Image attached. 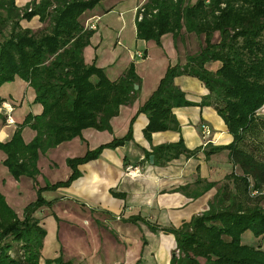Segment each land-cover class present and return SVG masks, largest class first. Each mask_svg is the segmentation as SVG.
<instances>
[{"label": "trees", "instance_id": "trees-1", "mask_svg": "<svg viewBox=\"0 0 264 264\" xmlns=\"http://www.w3.org/2000/svg\"><path fill=\"white\" fill-rule=\"evenodd\" d=\"M100 1L29 0L17 6L15 0H0V86L20 78L33 89V102L41 106L40 113L26 114L11 137L0 142L2 164L10 176L30 178L36 190L35 200L23 207L21 217L0 192V264H39L45 229L33 214L53 203L41 192L68 186L79 177V165L132 139L134 116L123 136L67 158L70 174L65 180L36 183L39 154L81 138L88 128L110 132L111 118L137 97L140 79L132 63L110 80L103 69L83 59L92 29L81 24L80 16ZM143 8L141 19L135 20L137 39L160 45L161 35L170 33L176 41L183 30L192 33L198 44L184 63L167 66L157 87L137 108L135 113L147 119L143 137L150 141L154 132H179L172 109L191 105L213 107L232 137L227 145L203 149H188L180 138L145 151V160L153 155V164L165 165L180 155L195 157L202 150L208 157L225 149L231 170L219 182L196 178L203 191L215 186V193L206 210L178 226L150 224L138 217L127 220L141 219L151 231L173 236L170 264H264V117L256 113L264 104V0H146ZM33 18L36 27L21 25ZM209 62L219 65L208 69ZM180 75L202 83L207 93L200 101L185 98L174 83ZM24 126L34 131L27 143L21 137ZM246 232L255 242H242ZM44 264L71 262L58 257Z\"/></svg>", "mask_w": 264, "mask_h": 264}, {"label": "crops", "instance_id": "crops-1", "mask_svg": "<svg viewBox=\"0 0 264 264\" xmlns=\"http://www.w3.org/2000/svg\"><path fill=\"white\" fill-rule=\"evenodd\" d=\"M29 0H15L17 6H22ZM139 0H101L94 8L83 12L80 22L83 26L92 23L95 28L89 38V44L83 49V59L86 63L94 62L97 67L103 69L105 75L110 79H116L123 70L132 63L135 73L140 79L139 91L136 99L131 105L122 106L119 113L110 120L111 131H97L91 128L81 132V138L62 142L48 149L44 154H39L37 165L39 175L36 177L38 186H43L44 173L42 167L47 171L61 168L60 180H65L70 169L66 165L67 158L83 155L86 150L94 149L100 144L107 143L115 137L123 136L128 129L130 119L134 116L132 123V139L124 141L115 148H105L99 156L93 160L78 166L79 177L66 187H58L55 190H44L54 196L49 201L59 198L53 203V208H39L34 212L35 218L40 222V217L48 213H56L59 204L65 201L79 206L78 211L89 212L96 221L87 223L82 229L75 233L80 241L92 237L102 239L99 236L107 233L110 241L104 245L106 250L99 260L109 251L117 253L113 263L134 264L136 253L131 261L126 257L132 251L129 241L125 235L132 232V228L138 230V224L147 221L159 226H178L183 221H188L191 216L200 214L207 209V203L215 193V186L203 191V183H195L196 178L207 182H219L223 176L231 170L227 159V150L210 154L205 157L200 150L195 157L186 158L183 155L170 160L165 165H155L145 160V151L159 144L176 142L180 138L188 149L195 147L205 148L206 145L224 146L231 140L221 117L211 106H183L173 108L172 111L179 123V132L173 130L158 131L151 134L150 141L142 135V129L147 119L142 113H135L137 108L149 97L157 87L160 78L169 65L184 63L186 54L194 53L196 37L192 33L182 32V38L176 41L170 33L161 35L160 45L153 40H139L135 37L134 7ZM196 0H190L193 3ZM21 25L36 27V18L30 21H22ZM143 55L137 57V52ZM219 62H209L208 69H216ZM174 83L184 92L185 98L191 102L201 100L207 91L202 83L195 77L180 75L174 78ZM0 97L13 105L11 118L12 124H7L0 111V142L7 141L15 127L22 122L28 113L38 114L41 106L33 102L34 91L27 82L15 77L13 81L0 86ZM264 117V104L257 110ZM207 125L210 135L205 139L202 137L200 125ZM34 135L29 127L21 129V137L25 143L29 142ZM4 154L0 150V192L5 197L8 205L21 217L23 207L33 201L35 196H29V202H22L21 195L27 194V190L35 192L32 180L20 177L14 180L2 164ZM59 163H58V162ZM58 164L60 166H58ZM128 168V169H127ZM43 183V184H42ZM49 183V182H48ZM183 188V190H180ZM25 190V192L23 191ZM112 192L121 193L123 197H115ZM197 193V195H193ZM43 196V195H42ZM45 199V197H44ZM48 200V199H45ZM47 207V206H46ZM16 209L20 210L17 212ZM46 210V211H45ZM100 216L99 218L96 216ZM128 217L141 218L136 222L128 221ZM99 219L101 224L97 222ZM90 220V217H89ZM86 221V220H85ZM121 224H115L116 222ZM43 223V221H41ZM41 226H43L41 224ZM145 231V243L142 247V263L146 264H170L171 252L175 248V242L171 234L161 231L154 233L147 227L141 225ZM146 228V229H143ZM44 228V226H43ZM47 229H45V233ZM112 232L113 235L108 233ZM64 234H56L55 240L63 249L62 257L71 264H86L84 259L92 257L97 248L88 249L80 242L75 245L69 253H65L63 240L68 236V228L63 229ZM47 235V234H45ZM252 244L255 238L251 237ZM44 236L42 244L46 241ZM110 243L113 247H111ZM64 245V246H63ZM142 246L140 241V247ZM144 249V251H143ZM264 249V245H262ZM148 252V254L145 253ZM41 253V252H40ZM119 253V254H118ZM118 259H123L121 262ZM141 263V264H142ZM39 264H43L41 257Z\"/></svg>", "mask_w": 264, "mask_h": 264}, {"label": "rangeland", "instance_id": "rangeland-1", "mask_svg": "<svg viewBox=\"0 0 264 264\" xmlns=\"http://www.w3.org/2000/svg\"><path fill=\"white\" fill-rule=\"evenodd\" d=\"M193 43H194V49L193 50H195L198 47V44L197 43L195 44V42H191L190 45H192ZM12 112H13V110H12ZM58 166H60V165L58 164ZM42 171L45 175L42 182L51 183V182H54L56 180H60V177L62 176V171H61L60 167L56 168L55 170H49V171H47L44 167H42ZM31 185L33 187H35L33 182ZM23 191L25 192V190H23ZM33 195L36 198V190H35V192H32L31 190H27V194L24 193L23 195L20 196L21 201L22 202H29L28 197L33 196ZM42 195H43V197H45V199H48V200L54 196L52 193H48V192H45ZM58 200H59V198H55L51 201L55 204V202ZM53 203L51 206H49V207L43 206V208L51 209V207L53 206ZM80 205L79 206L82 208L83 205L82 204H80ZM79 206L78 205L74 206L72 202L65 201L64 203L58 205V208L56 209L55 214L54 213H51V214L48 213L47 216L40 217L39 224L40 225L42 224L44 226V229H47V232L45 233V234H47V235H45V236H47V238L41 247V260H42L43 264L45 263V260H53V259L58 258V257H61L63 259V257H62V254H64L63 249L57 243L55 238H56V234H58V233L64 234L63 229L65 228V226H67V228H68V236H69L63 240V243L66 245L65 249H64L65 253H69V251H71L72 248L75 245H77L78 243L81 242L83 244L84 242H86L83 245L84 247H86L88 249H93L95 247L97 248V252L95 253L94 256H92V257L88 256L86 259H84L86 264H115L112 261H113V259L116 258L115 255L117 256V253H114V251L113 252L109 251L110 249H107L108 252L105 253L103 260H99L103 256L104 251L106 250V246L104 244L107 241H110V238H108L107 233L101 234L99 236L100 238H102L100 241H99V239L92 237V240H90V238H87L83 242V241H80L79 238L77 237L76 233L74 232L75 229L80 231V229H82V227L85 226L87 223L92 224L93 222H96L92 218V216L90 215V213L88 211L84 212V213L78 211ZM83 209H87V207L83 206ZM37 210H39V208L36 209L35 212ZM16 211L20 212V210H18V209H16ZM34 217H35V215H34ZM89 217H90V220H89ZM96 217L99 218L100 216L97 215ZM41 221H43V223ZM97 222L99 224H101L100 223L101 221L99 219H97ZM117 223L121 224V222H118V221L115 224H117ZM141 225H144L145 227H147V225H145L144 222H142V223L138 224V228H137L138 230L135 231V229L132 228L130 230L132 233L129 235H125V239L129 241L130 250L132 251V253L126 257V260L128 259L129 261H131V259L133 258V255L136 253L137 259L134 262V264L138 260H139L138 264L142 263V259H141L142 252H141V250H142V247H144L146 245V243L142 242L143 239L144 240L146 239L145 238L146 236H145V231L140 229V228H142ZM143 229H146V228L143 227ZM148 230L151 231L149 228H148ZM152 232L157 233V231H152ZM108 234L113 235L112 232H110ZM251 237H252L251 234L249 232H246L245 236H244V240L246 242L252 243ZM140 241L142 244L141 247H140ZM110 245H111V247H113L111 243H110ZM143 251H144V249H143ZM145 253L148 254L147 251H145ZM63 260H65V259H63ZM118 260H120L121 262L123 261V259H118ZM65 261H68V260H65ZM147 263H148V260H147L146 264ZM142 264H144V263H142Z\"/></svg>", "mask_w": 264, "mask_h": 264}, {"label": "built area", "instance_id": "built-area-1", "mask_svg": "<svg viewBox=\"0 0 264 264\" xmlns=\"http://www.w3.org/2000/svg\"><path fill=\"white\" fill-rule=\"evenodd\" d=\"M145 1L146 0H142V1L140 0L136 4V6L134 7V19L135 20H140L141 19L142 13H143V10H144L143 4H144ZM152 12H154V11H152ZM85 28H87V29H94L95 28V25L92 24V23H89V24H86L85 25ZM136 55H137V57H141L143 55V53L141 51H138ZM12 110H13V105L10 102L4 101V102L1 103V105H0V111L3 114L4 121L7 124H12L13 123V120L11 118ZM200 129H201L202 137L206 139L210 135V131H209L207 125L201 124L200 125ZM263 240H264V237H263Z\"/></svg>", "mask_w": 264, "mask_h": 264}, {"label": "water", "instance_id": "water-1", "mask_svg": "<svg viewBox=\"0 0 264 264\" xmlns=\"http://www.w3.org/2000/svg\"><path fill=\"white\" fill-rule=\"evenodd\" d=\"M133 87H134V89H137V85H134ZM148 160L150 163H152L153 162V155H149Z\"/></svg>", "mask_w": 264, "mask_h": 264}]
</instances>
